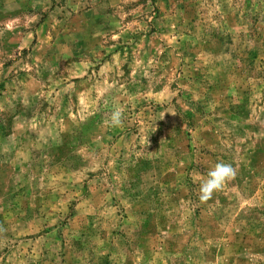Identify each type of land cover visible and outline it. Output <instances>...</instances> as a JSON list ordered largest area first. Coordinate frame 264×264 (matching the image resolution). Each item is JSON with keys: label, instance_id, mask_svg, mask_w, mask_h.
Masks as SVG:
<instances>
[{"label": "rangeland", "instance_id": "374dc122", "mask_svg": "<svg viewBox=\"0 0 264 264\" xmlns=\"http://www.w3.org/2000/svg\"><path fill=\"white\" fill-rule=\"evenodd\" d=\"M38 1L0 51V264H264V0Z\"/></svg>", "mask_w": 264, "mask_h": 264}, {"label": "crops", "instance_id": "0c3cea01", "mask_svg": "<svg viewBox=\"0 0 264 264\" xmlns=\"http://www.w3.org/2000/svg\"><path fill=\"white\" fill-rule=\"evenodd\" d=\"M35 2L38 0H30L24 5L27 13L25 14L26 20L21 21L16 12L17 6H21L20 1L16 0H0V51L3 53L5 50H21L23 48L29 47L34 44V39L41 35L46 18L43 11H45L48 6H37ZM22 3V1H21ZM2 16V17H1ZM36 16L40 18L36 25L31 26L28 23V19H36ZM14 40V41H13ZM34 49V47H33ZM1 70L11 69L13 66L11 63H1Z\"/></svg>", "mask_w": 264, "mask_h": 264}, {"label": "clouds", "instance_id": "9594fccd", "mask_svg": "<svg viewBox=\"0 0 264 264\" xmlns=\"http://www.w3.org/2000/svg\"><path fill=\"white\" fill-rule=\"evenodd\" d=\"M122 113L120 110H114L110 123L112 126H119L121 124ZM236 176L235 168L228 163L217 162L212 166L206 175V178L200 182L199 199L201 201L209 200L214 192L223 189L226 182L234 179Z\"/></svg>", "mask_w": 264, "mask_h": 264}]
</instances>
